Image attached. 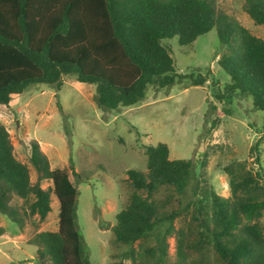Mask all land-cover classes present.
Listing matches in <instances>:
<instances>
[{"label":"trees","instance_id":"obj_1","mask_svg":"<svg viewBox=\"0 0 264 264\" xmlns=\"http://www.w3.org/2000/svg\"><path fill=\"white\" fill-rule=\"evenodd\" d=\"M245 10L255 24L264 26V0H245ZM213 27L225 49L218 64L230 76V91L251 96L264 120V39L218 14L215 0H0V104H8L32 83L58 89L64 75L95 84V101L104 110L136 104L149 85L167 88L183 79L201 85L203 75L175 72L161 41L177 36L180 45H188ZM216 97L231 104L230 94ZM231 111L224 108L226 114ZM145 153L146 171H126L130 193L112 226L115 242L133 244L154 237L155 243L143 253L151 256L152 264H160L167 256V238L176 234V264H264V226L257 222L264 215V170L253 173L241 162L224 166L230 195L223 197L205 177L207 154L198 162L197 177L196 162L169 159L165 143L148 145ZM29 161L37 173L34 183L0 123V212L21 230L22 216L9 203L13 195L27 204L24 215L37 214L43 220L51 210L52 193L59 206L57 229L39 231L29 240L36 246V264H91L77 221L76 185L65 169L50 167L34 140ZM42 180H50L51 186L42 188ZM162 185L180 197L191 187L197 197L182 208L192 207L183 228L174 225L180 210H168L154 198ZM133 250L124 255L135 260ZM187 250L198 252V258L189 260Z\"/></svg>","mask_w":264,"mask_h":264},{"label":"rangeland","instance_id":"obj_2","mask_svg":"<svg viewBox=\"0 0 264 264\" xmlns=\"http://www.w3.org/2000/svg\"><path fill=\"white\" fill-rule=\"evenodd\" d=\"M215 10L264 39V26L250 18L245 0H215ZM161 43L169 51L176 73L194 77L201 74L204 83L192 85L189 79H183L167 88L149 85L145 97L136 104L104 110L95 101V84L64 75L58 89L32 83L8 104H0V123L8 131L14 156L28 166L31 182L37 181L29 161L30 143L34 140L50 167L65 169L76 185L77 221L89 247L91 264H135L140 260L142 264L153 263L143 249L155 243L154 237L123 244L114 241L112 231L116 213L127 203L130 193L126 171H146V146L162 142L168 146L169 159H192L197 164V177L201 170L198 162L207 154L205 177L223 197L230 195L224 166L241 162L253 173L264 170L263 111L253 106L251 96L230 91V76L218 64L225 49L216 28L188 45H180L177 36ZM222 93L230 94V105L218 100L216 96ZM225 107L231 108V114L224 112ZM215 120L218 123L211 128ZM71 163L79 179L71 172ZM40 184L47 188L51 181L42 180ZM190 189L180 197L171 187L162 185L154 194L166 209L180 210L174 220L176 229L183 228L191 216L192 207L182 210L197 198ZM50 197L51 210L40 220L37 214L24 215L27 204L13 195L9 203L22 216L21 230L0 212V264H36V246L29 240L39 231L57 229L58 201L52 193ZM257 222L264 226V215ZM177 239L176 234L167 238V256L160 264H176ZM130 249H134L135 260L124 255ZM207 254L212 258L213 251L208 248ZM198 255L186 251L189 260Z\"/></svg>","mask_w":264,"mask_h":264}]
</instances>
